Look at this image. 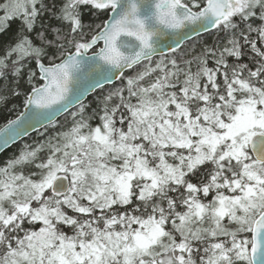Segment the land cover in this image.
I'll use <instances>...</instances> for the list:
<instances>
[{
  "label": "snow or ice",
  "instance_id": "6c2138e0",
  "mask_svg": "<svg viewBox=\"0 0 264 264\" xmlns=\"http://www.w3.org/2000/svg\"><path fill=\"white\" fill-rule=\"evenodd\" d=\"M0 118V264H264V0H0Z\"/></svg>",
  "mask_w": 264,
  "mask_h": 264
},
{
  "label": "trees",
  "instance_id": "16d2710c",
  "mask_svg": "<svg viewBox=\"0 0 264 264\" xmlns=\"http://www.w3.org/2000/svg\"><path fill=\"white\" fill-rule=\"evenodd\" d=\"M9 118H14V117H9ZM4 123H6V120H4L3 118H0V126H2ZM35 133L29 135L28 137H26L25 139L19 141L18 143H16L15 145H13L11 148L7 149L6 151H4L3 153H6V157H10L13 155V153H15L17 151V148L19 146H22L24 143H28L31 142V138L32 136H34Z\"/></svg>",
  "mask_w": 264,
  "mask_h": 264
},
{
  "label": "water",
  "instance_id": "95a60500",
  "mask_svg": "<svg viewBox=\"0 0 264 264\" xmlns=\"http://www.w3.org/2000/svg\"><path fill=\"white\" fill-rule=\"evenodd\" d=\"M2 127V126H1ZM33 134V133H31ZM30 134V135H31ZM24 138L26 137H21V138H18L15 142H9L8 145H5L4 147H0V153H3L4 151H6L8 148L12 147L14 144L18 143L19 141L23 140Z\"/></svg>",
  "mask_w": 264,
  "mask_h": 264
}]
</instances>
